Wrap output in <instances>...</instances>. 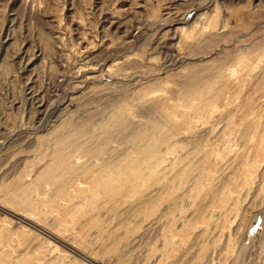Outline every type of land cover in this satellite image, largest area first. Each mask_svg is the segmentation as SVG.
<instances>
[{
    "label": "rangeland",
    "instance_id": "374dc122",
    "mask_svg": "<svg viewBox=\"0 0 264 264\" xmlns=\"http://www.w3.org/2000/svg\"><path fill=\"white\" fill-rule=\"evenodd\" d=\"M0 264H264V0H0Z\"/></svg>",
    "mask_w": 264,
    "mask_h": 264
},
{
    "label": "water",
    "instance_id": "95a60500",
    "mask_svg": "<svg viewBox=\"0 0 264 264\" xmlns=\"http://www.w3.org/2000/svg\"><path fill=\"white\" fill-rule=\"evenodd\" d=\"M7 214H10V213L7 212ZM10 215H11V214H10ZM34 229H36V230H38L39 232H41V231H40L39 229H37V228H34Z\"/></svg>",
    "mask_w": 264,
    "mask_h": 264
}]
</instances>
